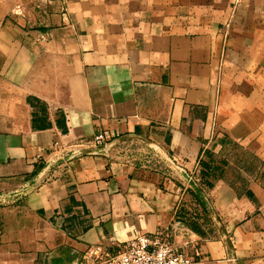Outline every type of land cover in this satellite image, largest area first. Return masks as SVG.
<instances>
[{
    "label": "crops",
    "instance_id": "obj_1",
    "mask_svg": "<svg viewBox=\"0 0 264 264\" xmlns=\"http://www.w3.org/2000/svg\"><path fill=\"white\" fill-rule=\"evenodd\" d=\"M36 1L25 30L0 23V183L39 184L0 210V264H72L138 234L195 264H264V200L235 204L217 237L173 232L226 93L235 116L264 88L227 72L264 78V21L237 0ZM157 153L167 175L143 165Z\"/></svg>",
    "mask_w": 264,
    "mask_h": 264
},
{
    "label": "rangeland",
    "instance_id": "obj_2",
    "mask_svg": "<svg viewBox=\"0 0 264 264\" xmlns=\"http://www.w3.org/2000/svg\"><path fill=\"white\" fill-rule=\"evenodd\" d=\"M32 0H0V23L6 20L25 30L30 24L27 17L38 14ZM236 5L246 6L252 20L259 26L264 21V0H237ZM31 13V14H30ZM240 61V60H239ZM232 64V63H231ZM232 66H236L233 63ZM234 83L244 77L264 82L262 73L256 77L255 71H227ZM255 78V79H254ZM231 83V82H230ZM259 90V88H257ZM233 90L230 89V93ZM264 88L254 95L253 103H240L238 112L228 113L232 97L226 93L225 133L213 135L185 180L180 190V213L174 223L173 232L187 227L199 237H217L216 227L226 228L231 208L240 205L252 212L264 200ZM232 116L228 118V116ZM220 146V147H218ZM39 184L21 186L17 183H0V210L19 201L24 193L35 189ZM253 208V210H252ZM63 228V227H62ZM184 232V231H183ZM69 233V232H68ZM173 239V237H172ZM173 244V241H172ZM87 250V249H86ZM70 261V260H67ZM71 264V263H70ZM72 264H92L86 251L80 252Z\"/></svg>",
    "mask_w": 264,
    "mask_h": 264
},
{
    "label": "built area",
    "instance_id": "obj_3",
    "mask_svg": "<svg viewBox=\"0 0 264 264\" xmlns=\"http://www.w3.org/2000/svg\"><path fill=\"white\" fill-rule=\"evenodd\" d=\"M107 140L105 132L99 133L94 137L96 145L103 144ZM126 154L133 155L132 149H125ZM144 164L154 173L168 174L164 167L160 155L145 154ZM173 165L174 159H166ZM182 170V169H181ZM188 176L190 172L182 170ZM59 228L63 226V220L57 222ZM86 256L92 264H195L194 261L182 250L173 247L167 237L155 235L153 237L138 234L123 244L115 246H104L102 244L93 245L87 248Z\"/></svg>",
    "mask_w": 264,
    "mask_h": 264
}]
</instances>
